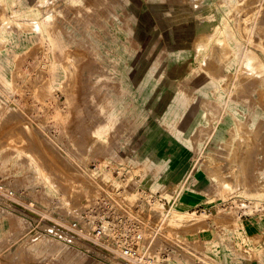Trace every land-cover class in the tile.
Returning a JSON list of instances; mask_svg holds the SVG:
<instances>
[{
    "label": "rangeland",
    "instance_id": "rangeland-1",
    "mask_svg": "<svg viewBox=\"0 0 264 264\" xmlns=\"http://www.w3.org/2000/svg\"><path fill=\"white\" fill-rule=\"evenodd\" d=\"M100 1L0 0V32L6 27L16 36L20 29L39 33L36 23L41 20L60 29L64 20L85 16L91 27L89 44L69 47V56H61L49 36L36 34L13 52L9 71L3 73L0 65V213L14 221L0 231V264H133L108 240H136L139 248L143 237L161 227L167 228V237L152 252L161 258L229 264L226 245H236L233 239L243 229L250 238L240 242L243 264H264V157L250 166L243 181L239 166L230 163L241 142L261 144L263 139L260 122L251 128L245 122L251 119L247 104L257 98L248 76L254 63H264V33L258 28L264 24V0H238L226 15L224 0H113L97 29ZM210 10L220 28L225 17L236 36L242 35L237 69H226L222 59L209 64L217 48L234 52L217 41L212 28L199 30ZM252 38L257 58L247 62L244 46H252ZM6 45L8 38L0 37V50ZM117 49L115 72L92 59L96 51L115 59ZM97 67L108 75L95 76ZM224 72L228 76L220 83L217 78ZM222 87L223 105L216 92ZM262 90L259 98H264ZM107 91L113 96L110 103L103 101ZM230 100L239 103L235 115L241 126H231L226 138H219L217 121ZM105 121L109 126L102 131ZM233 131L239 134L230 141ZM35 166L50 178L52 190L37 177ZM85 166L91 171L92 195L82 201L79 190L70 189ZM163 172H168L166 178ZM177 174L178 188L172 181ZM167 188L173 192L169 196ZM187 189L203 191L208 198L188 205V214L179 210L190 216L183 218L177 193ZM104 197L112 204L97 209L91 221L97 229L112 224L107 242L73 236L67 226H59L91 215L93 204ZM30 209L40 213L34 224L28 219ZM212 240L222 243L216 260L206 252ZM141 252L152 258L141 264H157L155 255Z\"/></svg>",
    "mask_w": 264,
    "mask_h": 264
},
{
    "label": "bare ground",
    "instance_id": "bare-ground-1",
    "mask_svg": "<svg viewBox=\"0 0 264 264\" xmlns=\"http://www.w3.org/2000/svg\"><path fill=\"white\" fill-rule=\"evenodd\" d=\"M75 1L78 2L80 0H74V2ZM237 1L238 0H224L222 2V9L225 12V15H226V12L230 9V6L234 3H236ZM99 3H100L99 6H101L103 8V11H97L96 17L94 19L95 26L97 29H101L102 25L106 21L105 9L108 8L110 4H113V0L111 2H109V0H101ZM260 3L262 4V1ZM33 13L35 14L36 12L33 11ZM86 18H87L86 16L83 18H80V19H78L77 17H72L71 19L64 20L63 25L61 26L60 29H56L55 23L51 20H41L39 22V24H38V22L36 23L39 33H33L31 31L20 29V36H16L15 33H11L6 27H4L0 32V37L8 38V45H6L5 49L0 50V65L4 66L3 73L9 71L8 66H9L10 60H12L11 55L13 54V52L15 50H16V53L19 52V47H21L23 45H27L28 42H30L32 39H35L36 34L37 35L40 34L43 36H49L51 38L53 48H59L61 56H69V54H68V51H69L68 48L69 47L76 46L77 44L83 45L84 43H87V45H88L89 44V38H88L89 35L88 34L90 32L91 27L89 25V22L86 21ZM224 20H225V25H224V28L222 29V28H220L219 22L216 19L214 10H210L207 12V18L204 21L198 23V28H199V30H207L209 28H212L213 35L216 37L217 41H219L221 44L228 43L234 50V52H231L230 54H228L225 51V49H223V48L215 49V54H213L211 57H209V61H210L209 64L214 66V65H216V63L218 61H220L222 59L224 61V64H225L224 67L226 69H237L236 66L238 64L240 55H242V53L239 52L240 47L243 44V41L241 40L242 35H239L237 37L235 31H233L231 29L233 23L231 21L227 20L225 17H224ZM7 23H9V22H7ZM87 25H89V28H87ZM246 25L247 24H245V26ZM258 28H260L262 30V32L264 33V24H261V26L259 25ZM34 30H35V28H34ZM262 32H261V35H262ZM253 37H254V35H253ZM250 40H251L252 46H248V45L244 46L245 47L244 51H245V55L247 58V62H250L252 59L257 58V54L255 53V51H256L255 49H256V45H258V44H256V45L254 44L253 38ZM259 40L263 41L262 38L261 39L259 38ZM259 46H260V43H259ZM259 46H258V48H259ZM260 47H262V45ZM210 49H212V48L211 47L208 48V50L206 51V54L204 55L205 60L207 58V55H208V52L210 51ZM119 51H120V49H117L115 59H112L109 56L105 55L104 52L99 53L98 51H96V53L92 59H93V61H95L99 64H105V67H107L110 72L111 71L115 72L118 69V59H119L118 52ZM127 58L130 61L131 54ZM251 69H252L253 74H250L248 76V77H250V83H248V87L249 86L252 87V91L254 92L253 94L255 96H257V98L252 103H251V97L247 98V101L248 102L250 101V103L252 104L251 106L247 104V107H246V110H248V113H249L251 119L249 120V122H245V124L248 125L249 128H251V126H253L257 122H260V124L264 127V120H262V118H264V98H262V97L259 98V96H258V94L261 91H263L262 89L264 88V63L263 62L254 63L252 65ZM241 70H243V69H241ZM94 75L101 77V76H107L108 73H105V72L103 73L101 70H99V67H97L95 72H94ZM227 76H228V74H226V72H224V73H221V75H219L217 79L219 80L220 83H222L223 80L226 79ZM243 77H246V76L243 75ZM232 83H233V81H232ZM125 86H127V82L123 83L122 88H124ZM216 92L220 96V101L222 103L221 105H223L224 99L226 97V90L222 87L221 89L217 90ZM112 98H113L112 93L110 91H107L106 97L103 99V101L110 103ZM238 104L239 103H237V102L231 103V100H230L229 103L222 109L221 113L224 111L223 116L221 118H219L217 121L218 122L217 131H216L217 137L226 138L227 132L229 131V128L231 126H232V130H234V129L237 130V128L239 126H241V121L240 120L237 121L236 115H235V114H238L237 113V105ZM240 106L243 107L242 105H240ZM112 113H114V112H113V110L110 109L109 114H112ZM204 116H205V122L208 123V121H209L208 115L205 113ZM191 117H192V115H190V116L188 115L189 119ZM108 126H109V123L107 121H105V122L101 123L100 129L102 131H105L108 128ZM238 134L239 133H236L235 131H233L232 136H231L232 138L230 141H233L235 139V136H237ZM260 137H263L261 144H257V142L253 139L252 140L247 139L246 142H241L240 143V150L236 154L235 159L230 161V163L232 165L235 164V165L239 166L238 172H240V176H239L240 181L246 180L245 174L249 171L250 166L253 164L259 163L258 160L261 157H264V131H260ZM184 143H186L188 145H192V140L191 139L190 140L184 139ZM33 160H34L33 157H31L32 162H33ZM167 160H168V158L163 159L161 162L159 161L160 163H158L156 165V168H160L161 165H164L167 162ZM32 165L33 164H31L30 167H33ZM34 169L37 170V171H35L37 173V177L39 179H43L46 181V189L52 190L53 187L50 183L51 180L47 176V174L44 173L40 169V167H38V166H35ZM89 171H88V167H86V166L80 167L79 171L76 173V175L79 176V179H78V177L76 178V181L74 182V186H73V182H72V188L70 189V191H71V190H73V187H74V189L77 188V193L79 190V197L81 198L82 201L85 200L86 197H89L92 195V177L90 178L91 175H89V174L91 171L90 172ZM92 172L95 173L94 171H92ZM96 172H99V171H96ZM198 173L201 174L202 171L199 170ZM162 174H164L163 177L166 178L168 175V172H163ZM261 174H263V173H261ZM66 180H68L67 177L65 178V182H66ZM68 181H67V183H68ZM161 181H163L162 178H161ZM172 181L174 183V186L178 188L179 187V181H180V175L179 174L175 175ZM70 186L71 185H69L68 187H70ZM247 188L248 189L249 188L255 189V191L262 190V188H260L258 186H254V185H248ZM172 193L173 192L170 189L168 190V188H167V190H165V194L167 196L171 195ZM178 194H179V196H178ZM177 196H178L177 205L180 207V208H177L178 212H179V210L184 208L182 211H186L187 214H188V212H187L186 208L188 205L193 204V202L196 201L197 199L208 198V196L205 192H203V191L194 192V191H191L190 189H187V190H184L180 193H177ZM42 202H44V201H42ZM185 202H186V204H185ZM29 212L30 213H29L28 219L30 221H32L31 223L34 224L35 220H36L35 217L38 218L40 213L38 211L33 210V209H30ZM179 213H181V212H179ZM6 214L7 213H3V214L0 213V231H2V232L7 230V228H10L14 224V221H12V219L9 216H7ZM182 215H183V218L187 216L185 214H182ZM182 215H180V216H182ZM163 228L164 227L157 228L152 233L151 236L147 235L146 240H143V238H144L143 237L141 239L140 249H143V251L147 250L150 253L156 252L157 249H155V248L162 245L163 244L162 240H165V237H167V233H168L167 228H164V229ZM233 240H237L236 245L235 244L232 246L226 245V248H225L228 262H229V264H243V256L245 255V252L241 250L242 246H241L240 242H242V241L248 242V240H250V238L246 237L244 230L241 229L236 233L235 239H233ZM66 242L67 243L69 242L71 244V246L73 245V246H75V248H76V246H79L78 243H77L78 244L77 245L76 243L70 242L69 240H66ZM221 246H222V243L220 241L212 240L210 242V245L206 248V252H207V254L214 257V259L216 260L217 259L216 253L221 248ZM193 248H191L190 251H192ZM81 249H82V247H81ZM118 251H119V249H118ZM152 255H155V257H157V259H158L157 264H193L192 259H191L193 257H191V258L187 257V258L182 259L178 256H174V257L169 256L167 258H161L158 253H152ZM143 261H145L144 260V254L142 255V257L132 259L133 264H141ZM129 263H130V261H129ZM91 264H93V263H91Z\"/></svg>",
    "mask_w": 264,
    "mask_h": 264
},
{
    "label": "built area",
    "instance_id": "built-area-1",
    "mask_svg": "<svg viewBox=\"0 0 264 264\" xmlns=\"http://www.w3.org/2000/svg\"><path fill=\"white\" fill-rule=\"evenodd\" d=\"M3 189L4 186L3 184H1L0 191H2ZM10 203L7 202L6 205H9ZM111 204H112L111 198L104 197L100 199L99 202L93 204V207L91 208L92 210L91 215L82 214L81 217L79 216L78 219L70 222V224L67 225L64 223V225L61 224L62 226L61 225L59 226L60 227L67 226L64 229L73 236H75L74 234H77L79 236L83 235L85 239L97 240L98 242L104 240L107 242L108 238H112L109 236V232L110 229L112 228V224L104 223L100 229H97L93 225V221H91V218L93 217L92 215L93 213H95L97 209H106L104 208V206H109ZM11 205L12 207H14L13 205L15 204H11ZM101 212L102 211L98 212V214H100ZM91 230H93L94 232H92ZM108 241H112L113 242L111 243L112 247L115 250L119 249V252L128 259L132 260L133 258L142 257L140 247L138 248V246H136V242H135L136 240H108ZM148 258L144 257V260H146L147 262ZM149 259L150 261H152V258Z\"/></svg>",
    "mask_w": 264,
    "mask_h": 264
}]
</instances>
